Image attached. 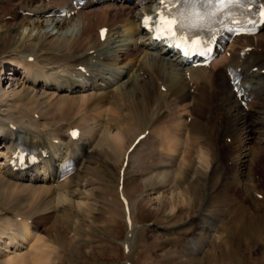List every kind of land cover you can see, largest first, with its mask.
<instances>
[{
    "label": "rangeland",
    "instance_id": "obj_1",
    "mask_svg": "<svg viewBox=\"0 0 264 264\" xmlns=\"http://www.w3.org/2000/svg\"><path fill=\"white\" fill-rule=\"evenodd\" d=\"M152 1L142 0L136 5L134 13H142V6L150 7L148 5ZM19 2L20 0H0V8L8 9ZM3 13L4 11L0 12V86L5 90L11 82L9 73L12 68L6 67L10 65L4 62L7 57L16 53L36 54V59L49 66L50 59L59 55L64 50V45L78 36L83 23L88 19L75 15H71V19L41 14L38 16V13L27 15L20 11L16 19L10 13ZM137 35L135 40L138 44L148 42L142 32ZM86 36H90V33H86ZM107 39L101 44L92 42L89 45L98 48H95L97 52L111 55L133 42L122 32L119 23L114 24ZM141 47L142 49L134 51L136 57L143 59L145 55H151L157 60L161 56L165 61L175 64L177 55H174L173 60L172 53L161 54L160 45L159 49L144 45ZM93 60L94 58L87 59L86 66L81 68L86 71L90 67L93 74H96V96H107L114 101L117 100L114 96L117 91H127L132 96L137 92L138 84L147 78L131 62L120 65L112 61L100 63ZM4 65L6 73L1 69ZM175 65L182 71L188 67ZM127 70H130L128 77H123ZM19 72L15 77L21 78ZM129 102L121 100L119 107L115 104L104 106L101 111L103 113L107 109L109 120L96 118L91 102L86 105L90 108L87 107L86 118H89L86 122H90L95 135H92V139L89 137L91 141L88 145L91 147L86 146L87 151L78 161V168L73 173H77L75 193L70 196L71 201L59 206L49 219L40 220L43 227H39V232L48 239L53 249L49 264H126L128 259L132 264H264V155L261 156L256 151V146L262 145L260 139L264 138V123L253 129H237L233 139L226 136L228 130L226 132L225 128H221L214 156L205 153L202 161L189 175L179 174L183 175L182 179L188 177L182 187L178 186V182L162 186L164 179L152 174L149 169L154 151L159 146L169 149L173 142L177 146L179 139L168 137L170 121L166 120L165 111L152 105L149 109L151 112L144 109L138 118ZM76 104L78 105L76 101L71 103L73 113L66 118L62 109L52 107L54 113L50 109L47 116L50 118L44 119L47 129H59L60 122L78 125L80 117L75 115ZM244 108L247 110L246 106ZM40 110L41 108L37 113ZM145 110L147 113H144ZM251 112L249 120H259L261 112H264V103ZM56 114H59L58 117ZM144 126L149 127V133L161 134L160 139L153 138L162 145H157L159 143L147 136L138 143L134 151L132 149L128 152V158L130 155L131 157L122 190L128 197L132 219L133 233L128 235L131 226L125 221L119 199L117 168L125 159L127 149L136 135L144 131L141 130ZM150 128L154 129L151 131ZM205 156L208 157L206 160ZM251 183L252 186H249ZM4 197L0 195V216L14 211L25 213L26 209L18 202L10 201L6 205ZM183 198L188 200V204H184ZM126 242L130 247L127 252L124 250Z\"/></svg>",
    "mask_w": 264,
    "mask_h": 264
},
{
    "label": "bare ground",
    "instance_id": "obj_2",
    "mask_svg": "<svg viewBox=\"0 0 264 264\" xmlns=\"http://www.w3.org/2000/svg\"><path fill=\"white\" fill-rule=\"evenodd\" d=\"M139 2L141 3V0H87L74 13L78 18L88 17L82 25V31L79 30L78 36L64 45V50L59 55L50 59L49 66L36 59L38 58L36 55L33 59H28L30 54L16 53L4 60L12 68L9 73L11 75L9 87L5 90L0 86V195L5 196L6 205L10 201L18 202L26 211L25 213L14 211L9 213L11 216H0V264L50 263L49 259L53 249L48 239L39 232V227H43L40 220L49 219L59 206L69 203L70 196L75 193L77 173L72 174L70 178L68 176L60 180L56 172L64 160L70 157L81 159L87 151L86 146L91 141L89 137H92L94 131L90 122H86L89 118H86L87 111L90 109L86 106L88 102H91V107L95 110V113H90L100 120L110 119L106 112L107 109L103 113L101 111L104 106L115 104L119 107L118 103L121 100L130 101L138 118L144 109L149 111L152 105L160 110H167L165 114L168 119L165 118L170 121V132L167 130L170 134L169 136L162 134L173 137V139L176 137L175 140L179 139L178 145L176 146L173 142L169 149L159 146L154 151V159L149 166L152 174L164 179L162 186L178 182V186L182 187L188 177L182 179L183 175L179 174L189 175L202 161L205 153L214 156L221 128L229 131L227 136L235 137L234 135L241 128L245 130L247 127H252L253 129L264 123V112H261L259 120L257 118L249 120L251 110L257 109L264 103V72L260 71L264 68V28L255 35L234 37L209 66L188 65L187 69L182 71L175 65H183L182 58L177 51H174L177 55L176 60L174 59L175 64L165 61L161 56L157 60L151 55H145L143 59L136 57L134 51L142 49L141 46H143L134 41L139 32L147 36L148 42L144 46L160 45L161 53L166 50L165 45L153 39L142 26V15L148 12L150 7H144L139 15L134 13ZM250 2L251 0H243V6H229L211 18L206 17L203 21L197 20L195 16L186 15L184 26L176 29L183 31L187 36H202L206 30L221 22L224 16L240 18L247 15L250 12ZM63 3H67V0H20L18 4H12L8 9L0 8V12L4 11L3 15L10 13L15 17L20 9L33 10L34 13L46 12L48 6ZM175 7L176 9L172 12H179L186 6L179 3L175 4ZM117 23L122 26L125 36L130 40L134 39L130 46L122 51L114 50L116 53L109 55L97 52L94 46L89 45L92 42L101 44L102 41L108 40L111 28ZM104 25L108 26V34L105 39L101 40L99 29ZM88 32L90 36H86ZM245 46L250 48L242 54L241 49ZM92 57L101 58L105 62L109 60L115 64L131 62L135 69L142 71V75L146 74L147 78L138 84V90L132 96H129L127 91H117L114 95L117 99L115 101L108 99L107 96H96L94 85L97 78H93L95 74L87 75V70L84 71L81 68L87 64V59ZM231 66H239L243 73L242 83L245 87L240 96L234 91L231 77L228 74ZM255 67L257 69H254ZM3 68L4 66L1 67ZM130 70L125 71L123 77H128ZM18 71H20L21 78L15 77ZM4 73H6L5 70ZM121 77L119 79H122ZM135 80L136 78L133 79L134 82ZM74 101L78 102L75 115H79L80 123L65 125L60 122L59 129L49 128L48 130L44 119L50 113V109L52 107L56 110L62 109L63 116L66 118L73 113L71 103ZM244 105L247 106V110ZM233 107L235 108L232 111ZM39 108L41 110L37 113ZM146 110L144 113H147ZM147 120L150 119L147 118ZM90 121H92L91 118ZM75 126L80 128V133L76 138L69 131ZM211 128L212 131H210ZM155 133L147 134L153 142H155L153 137L161 138V134ZM18 141L33 147L40 144L46 153L44 155L43 152L39 153L37 161L29 167L14 170L7 160ZM156 141L155 143H159L158 140ZM260 141L262 145H257L256 151H259L262 156L264 155V138ZM207 156L210 155L207 154ZM207 156L204 157L205 160ZM206 162L208 163V160ZM180 176L181 178H177ZM248 185L252 186V183ZM252 191L255 190L252 189ZM122 193L124 194L123 191ZM183 200L184 204L185 202L188 204L187 201L191 199L185 201L186 199L183 198ZM6 205L4 204L5 207Z\"/></svg>",
    "mask_w": 264,
    "mask_h": 264
},
{
    "label": "snow or ice",
    "instance_id": "obj_3",
    "mask_svg": "<svg viewBox=\"0 0 264 264\" xmlns=\"http://www.w3.org/2000/svg\"><path fill=\"white\" fill-rule=\"evenodd\" d=\"M182 3L186 7L179 12H172L171 9L175 4ZM161 9L157 13L154 30L158 36H168L173 39L177 37L176 28L184 26V20L187 16H195L197 20L203 21L206 17H213L217 12L222 11L232 5L243 6V0H160ZM201 9H203L201 11ZM264 15V12L261 13ZM152 17H144L143 23L148 24ZM103 38V31H102ZM180 47L187 44L188 47L195 52H199L202 41L199 38H191L190 42L185 37H180ZM186 55L188 53H185ZM203 54V53H201ZM75 135V132L73 133Z\"/></svg>",
    "mask_w": 264,
    "mask_h": 264
}]
</instances>
